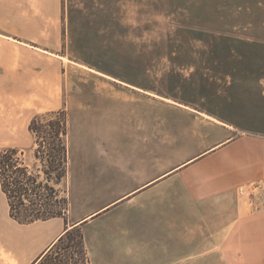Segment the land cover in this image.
Segmentation results:
<instances>
[{"label":"crops","instance_id":"obj_1","mask_svg":"<svg viewBox=\"0 0 264 264\" xmlns=\"http://www.w3.org/2000/svg\"><path fill=\"white\" fill-rule=\"evenodd\" d=\"M27 1L0 0V31L9 32L0 36L40 37L20 31L41 21L24 12ZM225 34L240 39L226 53L248 57L245 64H232L230 75L214 79L210 98L192 99V90L180 96L123 95L93 114L102 126L90 122L89 129L92 135L101 132L104 154L87 160L84 186L87 197L104 201L90 216L72 220V204L66 217L19 223L0 182V264H47L76 231L86 264H205L215 256L237 264L229 247L243 231L251 235L246 245L264 251V189L247 191L253 184L264 186V20ZM12 50L0 48L10 67L0 74L5 137L15 126L13 105L42 85L34 79L40 75L26 68L25 49ZM21 69L23 80L17 75ZM18 145L26 146L23 140ZM248 210L252 218L242 216Z\"/></svg>","mask_w":264,"mask_h":264},{"label":"rangeland","instance_id":"obj_2","mask_svg":"<svg viewBox=\"0 0 264 264\" xmlns=\"http://www.w3.org/2000/svg\"><path fill=\"white\" fill-rule=\"evenodd\" d=\"M26 4L24 12L41 21L21 26L20 31L40 37L0 36V48L16 53L24 48L26 68L40 75L34 79L42 85L31 91L27 101L13 105L15 126L11 136H0V154L17 149L31 174H40L43 182L51 177L49 185L55 191L41 190L42 197L31 196L26 207L63 213L73 204L76 209L68 216L74 221L90 216L96 203L104 201L87 197L84 186L87 160L104 154L101 132L92 135L89 129L92 122L94 127L102 126V118L93 119V114L123 95L180 96L192 90V99L210 98L214 79L230 75L231 65L245 64L248 57L226 53L225 48L240 46V39L225 33L244 32L252 29L254 21L264 20V0H28ZM0 58L4 75L10 67L6 56ZM17 75L19 80L25 76L22 69ZM203 87L206 91H199ZM2 104L0 96V108ZM33 121L48 131L58 130L59 122L67 127L69 152L64 166L59 148L30 131ZM21 140L26 144L23 149L18 145ZM259 212L261 208L254 216ZM242 216L252 218V213L248 210ZM249 236L243 231L233 242L231 257L237 255V264H264L263 248L246 245ZM80 241L76 231L53 251L47 264H83ZM205 264L235 263L215 256Z\"/></svg>","mask_w":264,"mask_h":264},{"label":"trees","instance_id":"obj_3","mask_svg":"<svg viewBox=\"0 0 264 264\" xmlns=\"http://www.w3.org/2000/svg\"><path fill=\"white\" fill-rule=\"evenodd\" d=\"M45 127L46 126H42L41 129H39L38 127H36V121H33L30 126V131L32 133L39 134V136L43 135V139L48 138L50 142L54 143L59 148V151L62 154V166H64V163L67 161L69 152L66 140L68 136L67 127H65L62 122H59V128L56 131H48V127ZM20 153L21 152L17 149H7L0 154V182L2 190L9 201L11 216L22 224L45 221L59 215L66 217L68 208L64 209L63 213H59L48 208L36 210L33 207H26L28 205V203H26L27 200L29 202H32V200L30 199L32 198L31 196L34 195L36 197H42L40 194L41 190H48V187L52 192H54L55 190L52 186L49 185V182L51 181L49 172L47 170L44 171L45 174L50 177L46 178L47 182L41 181L40 174L30 173L29 167L27 166L26 162L19 157ZM34 205L36 204L32 203V206ZM41 205L43 206V204ZM80 238L81 241L79 244L81 246L80 248L83 260L81 262H83V264H86L87 257L84 250V243L81 236ZM62 240L63 238L60 239L61 242ZM52 253L47 258V262L49 261L48 259L51 257Z\"/></svg>","mask_w":264,"mask_h":264},{"label":"built area","instance_id":"obj_4","mask_svg":"<svg viewBox=\"0 0 264 264\" xmlns=\"http://www.w3.org/2000/svg\"><path fill=\"white\" fill-rule=\"evenodd\" d=\"M262 189H264V186H263L262 184L257 183V184H253V185H251V186H250V189H248L247 191H248L250 194H255V193H257L258 191H260V190H262ZM240 192H241V193H244L245 190H244L243 188H241V189H240Z\"/></svg>","mask_w":264,"mask_h":264}]
</instances>
